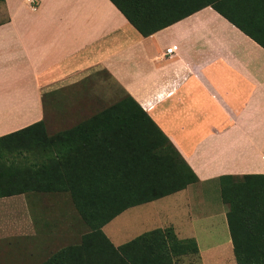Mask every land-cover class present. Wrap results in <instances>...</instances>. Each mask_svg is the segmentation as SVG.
Returning a JSON list of instances; mask_svg holds the SVG:
<instances>
[{
  "label": "crops",
  "instance_id": "1",
  "mask_svg": "<svg viewBox=\"0 0 264 264\" xmlns=\"http://www.w3.org/2000/svg\"><path fill=\"white\" fill-rule=\"evenodd\" d=\"M99 74L147 112L198 178L126 208L104 234L118 247L171 227L198 248L173 264H236L221 185L264 176V0H215L147 36L111 0H0V136L44 121L47 96L55 105ZM165 197L172 207L159 211ZM35 209L31 192L0 197V255L13 252L0 264L51 254L35 244ZM126 252L159 259L152 241Z\"/></svg>",
  "mask_w": 264,
  "mask_h": 264
},
{
  "label": "trees",
  "instance_id": "2",
  "mask_svg": "<svg viewBox=\"0 0 264 264\" xmlns=\"http://www.w3.org/2000/svg\"><path fill=\"white\" fill-rule=\"evenodd\" d=\"M111 1L144 36L215 5V0ZM197 180L168 137L129 95L53 135L40 120L0 136V197L66 192L90 226L80 242L57 249L38 264H173L176 256L196 254L195 240L177 239L171 227L115 247L102 226L130 206ZM221 195L230 207L236 264H264V176L224 182ZM149 241L159 249L158 260L140 263L127 255L129 245Z\"/></svg>",
  "mask_w": 264,
  "mask_h": 264
},
{
  "label": "rangeland",
  "instance_id": "3",
  "mask_svg": "<svg viewBox=\"0 0 264 264\" xmlns=\"http://www.w3.org/2000/svg\"><path fill=\"white\" fill-rule=\"evenodd\" d=\"M125 97V93L116 87L106 74H99L93 81L79 85L72 90L59 92L61 101L54 105L52 97L45 98V118L44 125L48 135H53L62 130L71 129L79 122L89 116L109 106L119 99ZM215 191L213 196H218ZM36 208L35 228L36 246L48 245L51 247V254L69 243L80 242L82 236L90 230L81 218L78 210L74 206L71 196L66 193H40L31 192ZM171 197L156 202L159 211H167L172 205ZM170 207V208H169ZM146 213L150 208H146ZM60 236L63 238L60 239ZM13 256L11 250H3L0 255V262H10ZM42 261V254L36 258V264Z\"/></svg>",
  "mask_w": 264,
  "mask_h": 264
},
{
  "label": "built area",
  "instance_id": "4",
  "mask_svg": "<svg viewBox=\"0 0 264 264\" xmlns=\"http://www.w3.org/2000/svg\"><path fill=\"white\" fill-rule=\"evenodd\" d=\"M173 50H174V47L173 46H171V47H168V48H166V54H168V55H171L172 54V52H173Z\"/></svg>",
  "mask_w": 264,
  "mask_h": 264
}]
</instances>
